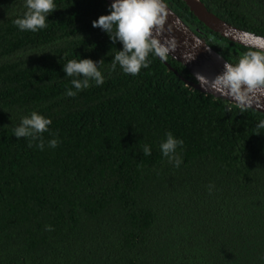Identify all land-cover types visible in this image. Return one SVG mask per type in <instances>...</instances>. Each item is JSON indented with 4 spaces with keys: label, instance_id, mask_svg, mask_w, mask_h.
<instances>
[{
    "label": "trees",
    "instance_id": "obj_1",
    "mask_svg": "<svg viewBox=\"0 0 264 264\" xmlns=\"http://www.w3.org/2000/svg\"><path fill=\"white\" fill-rule=\"evenodd\" d=\"M200 1L264 36V0ZM54 3L31 32L13 23L25 0H0V264H264V113L186 84L169 55L172 69L150 54L135 76L113 71L122 44L92 26L105 0ZM164 3L228 62L256 50ZM80 58L102 60V85L72 86L63 65ZM33 111L52 121L43 150L13 132Z\"/></svg>",
    "mask_w": 264,
    "mask_h": 264
},
{
    "label": "clouds",
    "instance_id": "obj_2",
    "mask_svg": "<svg viewBox=\"0 0 264 264\" xmlns=\"http://www.w3.org/2000/svg\"><path fill=\"white\" fill-rule=\"evenodd\" d=\"M109 7L108 14L98 16L92 21V26L106 32L113 44L117 41L122 44V49L117 50L112 58L113 71L118 64L124 73L135 76L141 68L148 67L150 54L166 60L170 51L176 50L175 37L167 36L161 42V35L165 31L171 32L172 25L179 24L178 20H174L165 29L170 12L164 0H112ZM25 8L23 16L15 19L13 23L21 31L31 32L47 28L48 15L57 9L54 0H25ZM195 45L199 46L200 41L195 40ZM101 62L102 60L99 63ZM99 63L89 58L71 59L63 65V71L67 76L75 77L71 84L79 91L89 87L90 81H95L97 85L103 84L104 77L97 67ZM195 79L205 90H209L206 85L210 84L212 91L231 97L239 104L241 112L254 104L258 106L264 97V49L247 51L236 63L225 61L223 71L212 80L200 73L195 74ZM66 94L75 96L76 92L66 89ZM51 123V119L33 111L21 118L19 126L15 127L13 132L17 139L28 138L30 147L35 141L37 147L43 150L42 134L49 131L48 126ZM256 127L264 129V120L259 121ZM260 133L256 131L254 134ZM57 143L56 139L48 141L49 146L53 148ZM178 145L182 146L183 140L174 138L171 132L166 133V140L160 144L162 154L170 161L174 160L177 167L181 163L176 156ZM143 153L150 155L151 149L146 145Z\"/></svg>",
    "mask_w": 264,
    "mask_h": 264
},
{
    "label": "water",
    "instance_id": "obj_3",
    "mask_svg": "<svg viewBox=\"0 0 264 264\" xmlns=\"http://www.w3.org/2000/svg\"><path fill=\"white\" fill-rule=\"evenodd\" d=\"M187 6L188 10L205 25L209 30L217 33L219 36L228 39L229 41L238 43L243 46L251 47L256 50L264 49V36L256 34L242 28H238L225 20L219 18L212 12L206 9L200 0H182ZM106 4L110 6L112 0H105ZM166 5V4H165ZM167 10L170 15L167 18L165 29L168 24H172L174 20H178V25H172V31H165L161 35V42L167 36L175 37L177 42V48L175 51H170L169 56L174 60L182 64L193 77V80H185L186 84L193 88L213 95L214 97H220L228 102L238 104L231 97H225L217 92L212 91L211 85L207 84L205 90L202 88L197 80L195 74L200 73L201 75L212 80L218 73L223 71V64L225 60L219 55L213 48H211L203 39H201L195 32H193L167 5ZM200 41V45H195V40ZM192 57V58H191ZM191 58V59H190ZM228 62V61H227ZM163 63L169 67L171 66L163 60ZM239 105V104H238ZM251 109L264 113V97L261 98V102L258 106L253 105Z\"/></svg>",
    "mask_w": 264,
    "mask_h": 264
}]
</instances>
